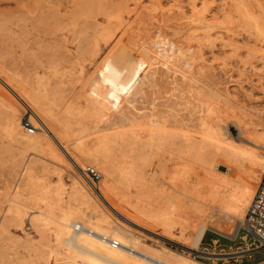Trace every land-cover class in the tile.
Wrapping results in <instances>:
<instances>
[{
	"label": "bare ground",
	"instance_id": "bare-ground-1",
	"mask_svg": "<svg viewBox=\"0 0 264 264\" xmlns=\"http://www.w3.org/2000/svg\"><path fill=\"white\" fill-rule=\"evenodd\" d=\"M18 1L21 2V0ZM110 1L112 0H109L108 5L112 4ZM148 1L147 3H149ZM182 1L183 0H173L172 5H176L180 7V10L183 9V11H187L186 13H188L185 15L182 11V17H187V20L179 21L178 29L177 27H174L175 31L177 32H179V30L183 31L182 34H184L186 37H184V40H181L183 37L180 36L177 38H169L170 35L166 36L165 34H161L164 33L163 31H165L167 28L169 29V27H171L170 25L169 27L167 26L166 29H160V27V30H152L153 26L163 25V23L169 20V18L166 19L167 17H161L163 16V13L159 11L161 8L164 9L162 6H165V4L161 6L159 1L157 2L159 11H157L156 14L159 12L161 13V16L155 17L156 14L153 13L154 16H152L153 18L155 17L156 20L150 19L147 21L143 19L144 16H142V11L139 13L136 12V16H134L135 14L133 13L132 18L128 17V19L124 21L119 9L123 4H121L119 8V5L115 6L117 7V10H114L115 7H111L113 9L110 8V10L107 8V11L105 6L103 7L104 4H101L105 9L104 10L102 8L105 14V16H103L104 22L101 21L102 24H100L101 22L94 21L95 23H93L92 20L90 18L89 19L91 20L90 22L93 23L92 26L95 32L101 35L105 42L109 43V47L107 46L108 49L102 53L103 55L101 57H99L100 59L96 62L94 68L87 72L86 70L83 71L85 68L82 70L80 64L75 60L76 57L73 59V56H71L72 59H70L72 61H70V65L66 61V64L69 65V69L72 68L73 76H75L71 82L65 78L66 76L64 77L57 75L58 69L55 68L52 73V77L46 76V72H44L45 74L34 72L35 76L33 80L29 78L26 80L22 76L26 74L27 71L25 73L22 72L20 69L21 66L19 68L17 67L18 69L16 68V70L19 72L20 69V71L23 73H21L22 75H18L16 70L15 72L13 71L14 73H10L9 70L12 67L7 70L9 72L0 68V107L5 114V116L1 115L0 117H5V121L4 117L1 118V121H4L3 129L10 137L9 140H16L18 148L19 146L23 148L25 147V149L28 148L33 152L51 157V159H54V161L56 159L57 162L60 161L59 163L66 162L68 165L67 167H70L74 171V176H71L72 181L69 182L70 189L68 191V198L66 199L67 203L63 200L65 184L61 177H59V180L57 179L58 181L54 184H45L41 182L42 178L40 181L36 179L37 181L34 182L33 178H36V175L33 176L31 180V182L33 181L34 183L32 185L33 188L31 189L33 190L34 188H38L42 195L41 198L49 199V207H47L49 208L47 209L48 211L44 212V210L42 211L41 209H36L35 211L37 213L35 212L36 215L34 213V219L38 225L41 226V228H45L48 223H52L55 227V229L53 228L55 231L53 235H55V238H57L60 243H63V246H61V244L59 245V242L56 243L59 245V247L54 249L55 246L53 248L50 247L47 241L42 242V246L44 248L40 249L42 251L45 249L43 259L41 257V260L45 261L42 263L211 264L193 256H190L189 259H187L188 257L172 259L164 256L160 252H157L156 250L146 246L144 244L145 242H142L138 235H134L132 230V227H134L133 224L151 229L152 231H156L157 233L170 238H176L180 240L181 238L186 237L188 238V240L186 239L188 243L187 247L194 248L198 252L210 256L216 255L220 252L199 248V244L205 229L214 228L219 232L228 233L232 232V225L229 224L230 220L228 217H231V219L241 218V220H243L246 212L244 207L247 204H250L261 173L264 170V133H260V131L256 132V130H258L257 127H255L256 124L254 125L253 122H248L249 120L244 122H240L241 120H235L238 128L243 130V134L246 132V135L243 137H245L249 142L239 143V141L234 142L227 138L226 134H228V131L224 127L222 121L226 115L224 110L226 107L228 108L226 105V102L229 99L228 96L231 95V98L234 97L232 94H230L232 90L230 91V88L228 89L229 85H216V80H218V77L215 78L216 80L213 79L214 77H212L210 74L212 70L210 72L207 70L208 65L204 66L206 69L196 68L197 70H195L193 59L194 56L192 55L193 51L191 49V45H195L196 43H208L207 45H212L213 41L218 38L220 42L219 45L221 47L225 45V40L228 39L230 46L233 45L232 48L234 51H236L239 44L236 46L234 41L236 38H238V36L235 38L233 35L235 33L230 30L231 20L224 18L230 24L228 22L226 24V21L225 24H222L224 22V19L222 20V18L225 16H221L219 13L222 18H220L218 15L216 16H218L222 22L218 24V19L216 22L217 17L215 14L211 13V4H209L208 0H184L185 3ZM233 1V6L236 8L237 14H239L238 16H240L243 20L245 27L243 30H246L247 34L250 36L251 34H259L263 35L262 37L264 38V23L263 20H261L262 16L264 15H262V12L261 16L258 13V10L254 8L251 0ZM87 2L88 1H86V3ZM106 2L107 1H105V3ZM121 2L123 1L121 0ZM168 2L170 3V1ZM80 3L82 5V2ZM95 3L92 5L93 7L96 6ZM99 3L100 1L98 2L97 6L100 5ZM123 3L125 4V7L129 8L128 3L125 1ZM142 3L143 2H141V4ZM154 3H156V1ZM114 5L117 4L114 3L112 6ZM148 5L150 7L152 6L151 4ZM154 6L156 5L154 4ZM169 6H167V8ZM216 6L218 5L216 4ZM216 6L215 11L217 9ZM222 6L224 7V5ZM87 7L90 10L91 5L90 7L89 5L86 6V8ZM261 8L263 7L261 6ZM37 9L34 16L39 14ZM41 9L43 8L41 7ZM69 9L71 8L69 7ZM93 9L94 12H92ZM93 9L91 10L92 16L95 14V11L98 10H95V8ZM137 9H135V11ZM173 9H175V7ZM23 10L25 9L23 8ZM99 10L97 12L101 13L102 10L101 12ZM130 10L131 8H129V11ZM219 10L220 9L218 8V11ZM224 10L225 8H223V14L228 9L225 11ZM66 11L68 10L66 9ZM82 11L85 12L86 10ZM82 11L77 10V13L80 12L79 14H81ZM174 11H170L169 13H174ZM74 12L72 10V13ZM177 12L181 13L179 10ZM172 14L171 18L173 17ZM14 15L17 16L16 14ZM21 15L26 16L25 13L24 15L23 13ZM38 16L36 17L38 18ZM82 16L79 18V16L77 17L74 15V17H77L81 20L85 17L84 16L82 18ZM87 16L91 17V14L89 15L88 13ZM17 17L19 19L20 16ZM42 17L44 16L42 15ZM65 18H67L66 15ZM77 18L76 20L78 21L79 19ZM179 19L180 18H178V20ZM62 20L63 19L61 18L60 22H62ZM72 20L73 19L70 17V21ZM85 21L86 20L84 19L83 22L85 23ZM34 22L37 23V21ZM47 22L52 23L53 21L48 20ZM13 23H15V21ZM29 23L32 24L33 22L31 23L29 21ZM81 23H75V25L82 27ZM86 25H88V22ZM228 25H230V28ZM236 26L241 27V25ZM5 27L6 26H4V28ZM72 27L74 28L73 24ZM84 27L85 25H83V29ZM89 28L93 29L91 24ZM75 29L78 30L77 27L74 28V30ZM40 30L43 31L42 29ZM69 30L67 27L66 31ZM170 30L175 33L173 27L169 29V33ZM48 31L45 32L48 33ZM85 31L88 33L87 30ZM75 32L76 36L74 35V37L76 40L78 32ZM36 33L38 35V32ZM16 36H20L21 38V35ZM27 36L26 39L28 38ZM84 36L85 39L83 44H80V41L83 39L82 36H80L81 38L78 39V44L80 46L78 48L80 51L77 52L82 55L81 57L84 56V58L88 57L90 59L91 57L87 56L89 52L87 53L85 50L86 48L84 49L83 47L85 46L88 49V46L86 45L91 43L92 45L90 48L92 52L93 50L94 52H97L99 47L96 45L95 35L93 33L92 35L90 33L89 36ZM244 37L246 38V35ZM13 38L15 42H17L15 37ZM63 38L65 39V36ZM63 38L62 41H64ZM57 39H59L58 36ZM260 40L261 41L259 42L261 43L264 41L262 39ZM58 45L57 47H59ZM64 46L66 47V44ZM75 47H77L76 44ZM21 48H23V50L26 49L24 47ZM6 50H4V52ZM63 50H61V53L65 52ZM220 50H222V48H220ZM196 51L198 52V49ZM85 52L87 53L86 55ZM59 54L60 53H58V55ZM201 54L203 55L202 52ZM62 55L63 58H65L64 54L59 56L62 57ZM68 56L69 54H67V57ZM2 59L3 58L0 60ZM5 60L6 59L3 61ZM57 60L59 59L57 58ZM65 60H67V58ZM204 60L205 58H203V62ZM3 61H1V63ZM62 62H60V65ZM49 63L46 64V67L47 65H50ZM58 64L55 65L57 66ZM4 65L2 63V66ZM8 65L9 64H7V66ZM53 65L54 64L51 66L53 67ZM204 65H206L205 62ZM60 67H62V65ZM211 67L212 65L210 64V68ZM24 68L28 69L27 67ZM221 72L223 73V71ZM64 73L66 72L62 71L61 74ZM221 83V85H224L223 82ZM253 86L255 87V85ZM232 100H234V98ZM236 103L233 102V104ZM22 107H24L25 111H23ZM24 118H27L34 125L35 129L33 132H28L23 126L22 122ZM86 128L91 129L89 133L87 132L88 134L91 133V136L88 138H85V135H82L85 132L81 134L83 130H87ZM88 134L86 135L88 136ZM16 141H14V143ZM164 147L168 148H166L167 151L164 149ZM18 148H16V151ZM155 149L161 152L158 173L162 175L165 173H170L171 181L167 185L165 183L159 184L155 182L157 178L155 173L157 170L151 172V170L142 165V163L139 164L144 160H148V156L154 154L151 152H154L153 150ZM118 150V154L120 156L117 155V157L119 159L113 156V153H115V151L117 152ZM19 153L22 154L23 151H20ZM120 153L123 155L121 156ZM17 155L19 154L17 153ZM20 157L22 158V156ZM13 159H15V157H13ZM33 159H31V161L28 159L30 162H28L26 165L23 163L22 167L24 170V176L26 175L29 180L32 177V170L36 167V164H39ZM167 160L171 164V166H167L169 168L168 171L166 168H164L166 167L164 164H166ZM16 161L17 159H15V163H17ZM41 162L42 170H45L47 171L46 173H48L49 168L44 164L45 161L42 160ZM89 163H92V166L93 164L97 165L98 169L101 170V172L99 171L101 173V178L96 186H93L88 181L90 183L89 185H91L90 189V186H88L85 182L87 178L84 173L85 167L87 165H91ZM11 164L13 163L11 162ZM145 164H147V162ZM15 165L13 164L12 166ZM219 165H224L226 169L223 171L218 170ZM12 170L10 171L12 172ZM22 171L21 173H23ZM59 171L56 172L59 173ZM80 171L84 174L86 178L85 180ZM25 187L27 186L25 185ZM92 187H94L93 189H95V192L94 190L93 192L91 191ZM152 190H156L158 192V198L155 197V201H152L153 199H148L147 201L144 196ZM17 191L19 192V190ZM91 193H96L97 197L100 199V203H105V205L109 207L108 209H111L109 211H112L115 213V215L121 217L123 219L122 221H127L128 226L131 228L124 226L126 223L124 225L119 223L117 218H114L110 212H104L102 209L99 210L96 204L95 206H92L93 211L90 212V214H86L83 210V207L84 205H89V197ZM18 196L19 195H16L15 193V196L11 197L13 204H10L13 206L9 205L11 207L9 209L10 218L19 220L20 222L24 216V211L21 205H23L25 202L23 203ZM98 202L97 204H99ZM27 205L28 204L26 203L23 206L25 207ZM248 205L246 206V209ZM204 216H207L208 218L205 219ZM31 220H33L32 216ZM1 224L0 261L6 262L10 259L11 252H9L3 242V237L6 236V231L4 226ZM20 226L22 225L20 224ZM237 227L238 226L233 228L234 233L236 232ZM18 242H21V240ZM54 242H56V240ZM248 249L250 248L245 247L237 250V252L242 254L243 251ZM14 250L17 251L16 249ZM34 251L35 249L33 252ZM29 255L31 256V253ZM37 256L31 258V261L40 264L41 262H38L40 259H38ZM23 257L25 260V255H23ZM23 257L21 258L23 259ZM28 258L30 259L29 256ZM23 262L24 261H21V264ZM253 264H264V259Z\"/></svg>",
	"mask_w": 264,
	"mask_h": 264
},
{
	"label": "rangeland",
	"instance_id": "rangeland-1",
	"mask_svg": "<svg viewBox=\"0 0 264 264\" xmlns=\"http://www.w3.org/2000/svg\"><path fill=\"white\" fill-rule=\"evenodd\" d=\"M86 1H88V2L86 3ZM92 1H94V0H91V3H92L91 4L90 0H21V2L18 1V0H0V51L2 50L0 52V56H2V57H0V59L3 58L2 60H0V68L4 69L5 71H7L8 69H10L12 67L9 70L10 73H14L16 68L17 67L19 68L20 66H21L20 67L21 71L24 72V73L26 71L28 72V70L30 72L33 68H35V69L32 70L33 73H32V71L30 73L28 72V74L26 72V74H24V75H22L23 73L20 71V69H19V72H18V70H16V72H18L17 74L18 75L19 74L22 75L26 80H28L27 78L33 80L34 76H35L34 72H40L42 74H45L44 72H46V74H45L46 76L52 77V73H53L54 68H55V69H58L57 75L64 76V77L66 76L65 78H67L71 82L72 79L75 78V76H73V74H72V68L69 69L68 66L70 65V61H72L71 60L72 59L71 56H73V59H74V57L77 58V59L75 58V60L80 64V67L82 68V70L85 68L83 71H85V70H86V72L87 71H91L92 68H94V65L96 64V62L100 59L99 57H101L103 55L102 53L105 50L108 49L107 46H108L109 43L105 42L104 39L102 38V36L99 35L97 32H95V30H94V28L92 26V24L95 23V22H101V21L104 22V20H103V16H105V14H104V10L105 9L103 8L104 6H105L106 11H107L111 7L114 8L115 6L119 5L118 6V8H119L120 5L123 4L125 9L123 8V5H121V7L119 9H120V14L122 15V18H123L124 21L126 19H128V17L132 18L133 17V13L135 14L134 16H136L137 15L136 12L139 13L140 11H142L143 15H142V13H141V15L144 16L143 19H145V21L150 20V19L156 20L155 17H160L161 13H163L162 14L163 16H161L162 18H164V17H167L166 19L169 18V20H167L165 23H163V25L153 26L152 30H160L162 28L166 29L167 26L169 27V25H170L171 27H169V29L173 27V30L175 31L174 27H177V29H178V22L179 21L187 20V17H185V18L182 17L183 14H185V15L188 14V13H186L187 11L185 12V11H183V9L180 10V7H178L176 5L175 6L172 5L173 0H158L159 3L161 4V6L164 5V4H165V6L166 5L167 6L171 5V6H169L170 8L169 7L167 8V6L166 7L162 6V7H164V9L161 8L160 11L158 9L159 6L157 4V2H158L157 0H154V1L153 0H150V1H148V0H136V1H134V0H122L123 2L125 1L126 3H128L129 8H131L130 11H129V8L125 7V4L123 2H121V0H112V1H110L112 3V4H110L111 6L108 5L109 0H102L103 2L101 0H99L100 1V3H99L100 5L99 6H97L98 2H99L98 0H95L94 2H92ZM105 1H107V2L105 3ZM113 1L117 5L112 6L114 4ZM147 1L149 3H147ZM155 1H156V3H154ZM168 1H170V3ZM208 1H209V4H211V6H210L211 13L215 14V16L218 15L220 18H222L221 16H225V17L222 18V20L224 18L231 20L230 21L231 24H230L227 20L224 19V22L222 24H225V21H226V24L228 22L231 25V28H230V25H228V26H229L230 30L235 33V34H233L234 37L236 38L238 36V38H236V40H235L236 42L234 41V43H235L236 46H237V44H239L240 46L238 45V47H237L238 49H236V51H234V49L232 48L233 45L230 46L229 40L226 39L225 40V42H226L225 45H223V47H221L219 45L220 42H219L218 38H216V40H214L215 38L213 39L214 41H213L212 45H207L208 43H201V44L200 43L199 44L196 43L195 45H191L192 48L191 47L190 48L192 49V51H193L192 55L194 56L193 57V59H194V68H195V70H197V69H206V67H204V66L208 65L207 66V70L209 72L211 70L214 71V72H212V71L210 72L211 76L214 77L213 79L216 80L215 78L218 77L217 78L218 80H216V85H220V86H228L229 85L228 89L230 88V91L231 90L233 91V92L231 91L230 94H232V96H234L233 98H234L235 101L232 100L233 98L230 97L231 95L228 96V98H229L228 101L230 100L229 101L230 103L228 101L226 102V105L228 106V108L226 107L225 110H224L226 115L224 116V119L222 121L223 124H224V127L228 131V134H226V136H227V138L229 140H232L234 142L235 141L236 142L239 141V143L249 142L245 137H243L244 135H246V132H245V134H243L244 133L243 130L238 128V126L235 123V120H238V121L241 120L240 122H244V121H248L249 120L248 122H253L254 125L255 124L257 125V126L255 125V127H257V129H258V130H256V132L260 131V133H264V128H263L264 127L263 126V123H264V45H263L264 43L263 42L264 41H262L263 44L261 42H259V41H261L260 39L264 40V38L262 37L263 35H259V34H257V35L251 34V36H250V35L247 34L246 30L245 31L243 30L245 28L244 27V23H243L242 18L240 16H238L239 14H237L235 6H233V4H234L233 0H232V2H231V0H226V1L225 0L224 1L223 0H219V1L215 0V2H214V0H208ZM35 2H37V3H35ZM80 2H82V5L84 3L83 7H82ZM95 2H97V3H95ZM141 2H143L142 3L143 5L141 4ZM182 2H184V0ZM251 2L253 3L254 8L258 10V13L261 15V12H262V15H264V12H263L264 11L263 10V8H264V0H251ZM94 3L96 4L97 8H96L95 5H94L95 7L92 6ZM152 3H154L156 6H154V4H152ZM214 3H215V5H214ZM85 4H86V6L89 5V7L91 5V7L95 8V10L96 9H98V10L100 9L99 10L100 12L102 10V12H101L102 14L98 13L97 12L98 10H96L95 14L92 16V12H94V9L90 7V10H89L88 7L86 8ZM101 4L102 5L104 4L103 7H102ZM131 4H133V5H131ZM134 4H135L136 8H135ZM148 4H151L152 6L150 7ZM216 4L218 6H216ZM230 4H232V5H230ZM37 5H38V9H37ZM128 5H126V6H128ZM222 5H224V7ZM229 5L231 6V8H230ZM73 6H75V7H73ZM172 6H173V8L175 7V9H173ZM215 6L217 7L216 11H215ZM261 6L263 8H261ZM16 7H17V9H16ZM41 7L43 9H41ZM69 7L71 9H69ZM149 7H150V9H149ZM176 7H178V8H176ZM221 7L225 8V10L228 9L227 10L228 12L226 11L223 14V8H221ZM18 8H19V10H18ZM23 8L25 10H23ZM34 8H36L37 12L39 11V14H42L44 17H42V15H39V14H36V16L39 15L41 17L38 16V18H37L36 16H34L35 13H36V9H34ZM113 8H111V9H113ZM218 8L220 9L219 11H218ZM66 9L68 11H66ZM74 9H76V10H74ZM87 9H88L89 15L91 14V17L87 16L88 15ZM115 9L117 10V7H115L114 10ZM135 9H137L138 11L137 10L135 11ZM140 9H142V10H140ZM72 10H73V12L74 11L75 12L72 13ZM77 10H79V11L80 10L81 11L82 10H86L85 11L86 13L82 11L81 14H79L80 12L77 13ZM91 10H92V12H91ZM174 10H176V11H174ZM178 10L181 11V13L180 12L178 13L177 12ZM19 11L21 12V14L23 13V15L25 13L27 17L26 16H22ZM157 11H159L161 13L158 12L159 13V15H158V13L156 14ZM170 11H174V13L173 12L169 13ZM182 11L184 12L183 14H182ZM212 11H215V12H212ZM8 12H9V14H8ZM13 12L17 16H20L19 19H18L17 16H15L13 14ZM67 12L71 13V14H68ZM96 12H97V14H96ZM164 12H165V15H164ZM145 13H146V15H145ZM153 13L156 14L154 18H153V16H154ZM219 13L221 14V16L219 15ZM67 14L71 17V19H73L72 21H75V22L70 21V17ZM82 14H83V16H82ZM85 14H87V15H85ZM171 14L173 15L175 20L173 19V17L171 18ZM65 15H66L67 18H65ZM74 15H76L77 17L79 16V18H81V16H82V18L85 16L82 20L84 21V19H85L88 22L89 27H90V24H91V27L93 29L89 28L88 25H86L87 24L86 21L84 23L81 19H79L77 17H74ZM168 15H169V17H168ZM231 15H233V16H231ZM234 15H235V18H234ZM29 16H31V17H29ZM63 16H64V18H63ZM177 16H179V17H177ZM218 16H216L217 17L216 18V22H217V19L220 21V18H218ZM24 18H27V19H24ZM28 18H30L31 20L28 19ZM59 18H60V20H59ZM61 18L63 19L62 22H60ZM76 18L79 19L78 20L79 22L76 20ZM89 18L92 20L93 23L90 22L91 20ZM93 18H94V20H93ZM178 18H180V19L178 20ZM262 18H261V20H263V23H264V16H262ZM88 19H89V21H88ZM233 19H235L236 21L233 20ZM13 20L15 21V23H13L14 22ZM48 20L53 21V22L52 23L51 22H47ZM16 21H17V23H16ZM29 21L31 23L32 22L33 23L30 24ZM34 21H37V23L34 22ZM219 21L217 22L218 24L222 22V21H220V22ZM233 21H235V22H233ZM81 22L83 23V25H85L84 29H83V25H82ZM102 22L100 24H102ZM26 23H28L29 25L26 24ZM59 23H60V25H59ZM75 23L76 24L81 23L82 27H80L78 25H75ZM232 23H233V25H232ZM234 23H235V25H234ZM72 24H73L74 28L77 27V29L79 31L76 30V29L74 30V28L72 27ZM172 24H175V25H172ZM236 25H241L242 28L240 26H236ZM4 26H6L5 27L6 29L4 28ZM24 26H26V27H24ZM60 27L62 28V30H61ZM67 27H68V30L70 29L69 31H66ZM22 28H23V30H22ZM35 28H37V29H35ZM40 29H42L43 31H41ZM80 29H82V30H80ZM167 29L165 31H163L164 33H161V34H165L166 36L170 35L169 38H177V37L180 36V37H183V38H181V40H184L185 36H184V34H182L183 33L182 30H179V32L181 31L180 32L181 35H180L179 32H177V31H175L176 34L173 33V31H171L172 29L170 30V33H169V29L168 30ZM85 30H87L88 33H86ZM45 31L46 32L48 31V33H46ZM51 31L52 32L54 31V32L52 33ZM75 31L78 32L76 40H75V37H74V35L76 36V32ZM36 32H38V35H37ZM40 33L42 34V36H41ZM90 33H91V35H92V33L95 35L96 45H98L99 49H98L97 52H94V50L92 52V50L90 48V46L92 45L91 43H88L90 45H88V44L86 45V46H88V49H87V47L84 46L83 48L84 49L86 48L85 50L87 51V53L89 52V54H87L85 52V55L87 54V56L91 57L89 59L88 57L87 58H84V56L81 57L82 55L80 53H78L80 51V49L78 48V47H80L79 44H78L79 43L78 39L81 38L80 36H82L83 39L80 41V44L81 43L83 44L84 43L83 41L85 39L84 35L89 36ZM27 34H28V36H27ZM50 34H52V35H50ZM16 35H21V38H20V36L17 37ZM22 35H23V38H22ZM43 35L46 36V37H44ZM55 35H56V37H55ZM63 35L65 36V39L63 38L64 37ZM245 35H246V38L244 37ZM26 36L28 37L27 39H26ZM57 36H58L59 39H57ZM259 36H261V37H259ZM13 37H15V39L17 40V42L19 44L17 42H15ZM24 37H25V39H24ZM51 37H53V38H51ZM255 37H257V38H255ZM12 38H13V41H12ZM54 38H55V40H54ZM62 38L64 39L65 42L62 41ZM72 38H73V40H72ZM20 39H23V40H20ZM39 40L42 41V42H40ZM77 40H78V42H77ZM237 40H238V42H237ZM256 40H258V41H256ZM6 43L7 44L9 43V44L7 45ZM58 44H60V45H58ZM65 44H66V47L64 46ZM75 44H76L77 47H75ZM57 45L59 47H57ZM7 46L11 49V51H10V49ZM20 46L24 47L26 49L23 50V48H21ZM250 46H255V47H250ZM196 47L198 49V52L196 51L197 50ZM37 48H39V49H37ZM59 48H60V50H59ZM89 48H90L91 52H90ZM201 48H202V50H201ZM220 48H222V50H220ZM92 49H93V46H92ZM4 50H6L7 52L6 51L4 52ZM20 50H21V52H20ZM57 50H59V51H57ZM61 50L65 51V52L62 51L63 53H61ZM66 52H67V54H69L68 57H67ZM201 52L203 53L204 56L201 54ZM58 53H60L59 55L64 54L65 58H63V55H62V57L59 56ZM90 53H92L93 55L90 54ZM198 54H199V56H198ZM201 55H202L203 58H205L204 62H205L206 65H204L203 58L201 57ZM60 57H61V59L62 58L63 59L61 60ZM57 58L59 60H57ZM66 58H67V60H65ZM4 59H6V60L3 61ZM44 59H45L46 63H45ZM49 59H51L52 62ZM54 59L57 60V61H55ZM79 60H80V62H79ZM90 60H91V62H90ZM1 61H3L2 62L3 65L5 64L4 66H2ZM41 61H44V62H41ZM62 61H64V62H62ZM66 61H67V63L69 65L66 64ZM14 62H15V64H14ZM60 62H62L61 63L62 67H60L61 66ZM6 63L9 64L10 66L9 65L7 66ZM16 63H17V65H16ZM47 63H49L50 65H47V67H46ZM51 63L54 64L53 67L51 66L52 65ZM39 64H41L42 66L39 65ZM55 64H58V65L56 66ZM210 64L212 65L211 68H210ZM25 65H27V66H25ZM28 65L30 67L32 65L33 68L32 67L30 68ZM65 65H66V67H65ZM200 65L201 66L203 65V66L201 67ZM1 66L2 67L6 66V67L2 68ZM24 67H27V68L29 67L30 69L29 68L26 69ZM68 69L71 70V71H69ZM9 71H7V72H9ZM59 71H61V72H59ZM62 71L66 72V73L61 74ZM221 71H223V73ZM216 75H218V76H216ZM221 82H223L224 85H221L222 84ZM253 85H255V87ZM239 86H241V87H239ZM234 87H237L238 90H237V88H234ZM231 101H232V103H231ZM233 102L234 103L237 102V103L233 104ZM231 105H232V107H231ZM0 109H1L0 113H1V111L3 113V110H2L1 107H0ZM22 109H23V111H25L24 107H22ZM246 112H248V113H246ZM2 113L0 114V116L1 115L5 116V114L4 113L2 114ZM4 116L0 117V126L2 128V129L0 128V133H1L0 134V197H1L0 198V224L2 223L1 225H3L4 228H5L6 236L3 237V242L6 245L7 249L9 250V252H11L10 253L11 257L6 262L0 261V264H15V262H16V264H18V263L21 264V261L25 262V263L23 262L22 264H28V263L29 264H33V263L34 264H38L37 262L31 261L32 260L31 258H34V256H37V255H38L37 258L40 259V261H38V262H41L40 264H44L42 262H44L45 260H41V257L43 259L44 250H45V249H43V251L41 250L42 248H44L42 246V242L47 241L48 244L50 245V247L53 248L55 246L54 249H57L60 244H61V246H63L62 245L63 243H60L58 241V239L55 238V235H53L55 233L53 228L55 229V227H54V225L52 223H48V225H46L45 228H41V226L38 225V223L34 219V216L37 213L35 211L36 209H41L42 211L44 210V212L48 211L47 209H49V208H47V207H49V204H48L49 199L48 198L42 199L41 198L42 195H41L40 191L38 190V188L37 189L34 188L33 190L31 189V188H33L32 187V185L34 184L33 181L34 182L37 181V180L40 181V179L42 178L41 182H43L45 184H48V183L49 184H54V183H56L59 180V177H61V179H63V182L65 184L64 185L65 192H63V200L67 203L66 199L68 198V191L70 189V185H69L70 183L69 182L72 181L71 180L72 179L71 176L72 177L74 176V171L70 167H67L68 165L66 164V162L59 163L60 161L57 162L56 159L54 161V159H51V157H48V156H45L43 154H39V153L33 152L30 149H28V148H26L27 149V151H26L25 147L23 148V147L19 146V148H22V149H19L18 145H17V141L14 140V139L9 140L10 137L7 135V133H5V131L3 129L4 128V124L3 123L5 121V117ZM3 117H4V121L3 120L1 121V118H3ZM258 122H259V124H258ZM261 127H262V130H261ZM86 129H85L86 131L83 130V132H81V134L85 132L82 135H85V138H88V137L91 136L90 135L91 133L88 134L91 129H88V128H86ZM2 133L5 134V135H3ZM86 134H88V136ZM7 137H9V138H7ZM8 140H9V142H8ZM14 141H16V142L14 143ZM15 144H16L17 147L15 146ZM16 148H18L20 151H23V153L20 154L19 153L20 151L18 149L16 151ZM166 148L167 147H164V149L167 151L168 148L167 149ZM156 150L157 149L153 150L154 152H151V153H154V154H152L151 156L149 155L150 159H149V156H148V160H144V161L140 162L139 164L142 163V165L146 166V168L151 170V172L157 170V172L155 173L156 176H157L155 182L159 183V184L165 183L167 185L171 181V176H170V173H165L163 175L158 173L159 172V163H160L159 161H160V158H161V155H160L161 152H159L158 150L156 151ZM17 153L20 156H22V158L19 155H17ZM118 153H119V150L117 152L115 151V153H113V156H115L117 159H119L117 157V155L120 156ZM36 154H38V155H36ZM114 154H116V155H114ZM120 154H121V156L123 155L122 153H120ZM158 155H160V156H158ZM13 157H15V159H17V161H16L17 163H15V159H13ZM35 157H36L37 160L35 159ZM18 158H20V159H18ZM28 159L30 161H31V159H33V160L36 161V163H39L38 165L36 164V167H35L36 169L34 168L35 170L34 169H33L34 171L32 170V172H31L32 177H31L30 180L26 177V175L24 176V170L22 168L23 167V163H24V165H26L28 162H30ZM40 160L41 161L42 160L45 161L44 164L46 165V167L49 168V170H48L49 174L46 173L47 171L42 170L41 163H43V162H41ZM10 161L14 165L15 164L16 165L12 166L13 164H11ZM143 162H145V163L147 162V164H145ZM9 164H10V166H9ZM89 164L92 165V163H89ZM164 165L166 166L164 168H166V170L168 171V169H169L168 167L171 166L170 162L167 160L166 164H164ZM11 166H12V168H11ZM39 166H40V168H39ZM93 166L98 169L97 165L93 164ZM148 166H150V167H148ZM9 168H11V169H9ZM12 169H14V170L16 169V170L14 171ZM39 169L42 170V171H40ZM50 169H51L52 172L50 171ZM58 169L61 170L62 172L59 171ZM225 169L226 168H225L224 165H219L218 166V170H220V171H223ZM10 170H12L13 173ZM20 170L21 171L23 170L22 171L23 173H21ZM98 170L101 172L100 169H98ZM56 171L57 172L59 171V173H57ZM35 175H36V178H33V176H35ZM82 175L84 176L83 173H82ZM32 178L34 180L31 182ZM23 179H24V181H23ZM85 179L86 178L84 176V180ZM85 182L87 183L88 186H90L89 187V189H90L91 185H89L90 183L88 182L87 179L85 180ZM25 185L27 187H25ZM29 185H30V187H29ZM23 186H24V188H23ZM93 188L94 187H92L91 191L93 192V190H94V192H95V189H93ZM27 189H28V191H27ZM17 190H19V192ZM29 190H30V192H29ZM34 190H37V191H34ZM15 191H17V192H15ZM155 191L156 190H152L149 193H147L146 194L147 196L146 195L144 196L145 199L147 201H148V199H150V200L153 199L152 201H155V199L158 198V194H157L158 192L156 191V193H155ZM28 192H29V195H28ZM15 193H16V195H19L18 197L21 199V201L23 203L25 202L23 205H25L26 203L29 205V206L27 205L25 207L23 205H21V207H22V209L24 211V216H23L22 221H20V222H19V220H15V219H11L10 218V209L9 208H11V207L9 205L13 204V201H12L11 197L15 196ZM19 193H21V194H19ZM148 194H150V195H148ZM31 196H33V197H31ZM89 200H90L89 205L88 206L84 205V207H83V210H84V212L86 214H90V212L93 211L92 206H95V204H96V206H97V208L99 210L102 209V211L104 210V212H110V214H112V216H114V218H117L119 223H121L123 225L126 223L124 226L131 228L130 226H128L127 221H125V222L122 221L123 219L121 217H119L118 215H115V213H113L112 211H109L111 209H108L109 207L106 206L105 203H103V202L100 203V199H99V197H97L96 193H91V195L89 197ZM97 202L99 204H97ZM45 205H47V206H45ZM99 205L102 206V207H100ZM11 206H13V205H11ZM246 206L244 207L245 211H246ZM85 209L86 210L88 209L87 210L88 212ZM34 213H35V215H34ZM31 216H32L33 220H31ZM204 218L207 219L208 217L204 216ZM119 219H120V221H119ZM228 219L230 220L229 224L232 225V229H231L232 232L223 233V232L217 231L214 228H207V229H205V231L203 233L201 242L199 244V248L207 249V250L215 251V252H220V253H217L216 255H210V256L204 255L203 253L198 252L194 248L187 247L188 238H186V237L185 238H181L180 240L176 239V238L166 237L165 235L157 233L156 231H152L151 229H147V228L141 227V226H139L137 224H133L134 227H132V230L134 232V235H136V236L138 235L139 239L142 242H145L144 244L146 246H148L151 249L156 250L157 252H160L164 256H167L168 258H172V259L187 258V257H188L187 259H189L190 256H193V257H196V258L201 259L203 261H207V262H209L211 264H253V263H255V262L259 261V260L264 259V251H263L262 248H256V249H253V250L243 251L242 254H239L237 252V250H240L242 248L255 246L256 241H254L249 236H247L246 239H243L241 237V235L244 234V231L241 228V224H242L241 218L240 219L239 218L238 219L237 218H232L231 219V217H228ZM20 224L22 226H20ZM236 226H238V227H237L236 232L234 233L233 228L236 227ZM135 228H137V229H135ZM43 234H45V235H43ZM41 236H44V237H41ZM28 238H29L30 241L28 240ZM25 239L28 240V241H26ZM48 239H49V241H48ZM20 240H21V242H18ZM55 240H56V242H54ZM30 242H32L34 246ZM58 242H59V245L56 244ZM37 244H39V245H37ZM28 248H30V249H28ZM31 248H33V249H31ZM14 249H16L17 251H15ZM34 249H35L36 252L35 251L33 252ZM38 249H40V250H38ZM27 250L28 251L30 250L31 252L30 251L28 252ZM15 252H16V254H15ZM17 253L18 254L20 253L19 256L20 255L21 256L19 257ZM30 253H31V256L29 255ZM40 253H41V255H40ZM26 254L30 257V259L28 258V256ZM23 255H25V257L27 256L25 260H24ZM15 257H17V258H15ZM21 257H23V259ZM18 259H20L21 261L18 260ZM17 260L20 261V262H18ZM29 261H31V262H29Z\"/></svg>",
	"mask_w": 264,
	"mask_h": 264
},
{
	"label": "built area",
	"instance_id": "built-area-1",
	"mask_svg": "<svg viewBox=\"0 0 264 264\" xmlns=\"http://www.w3.org/2000/svg\"><path fill=\"white\" fill-rule=\"evenodd\" d=\"M22 124L28 132H33L35 129L34 125L27 118H24ZM84 173L93 186H96L101 178L99 170L92 165H87ZM241 228L244 231V234L241 235L243 239L249 236L256 241L255 246L248 247L250 248L248 250L262 248L264 251V170L261 173L250 204L246 209Z\"/></svg>",
	"mask_w": 264,
	"mask_h": 264
}]
</instances>
